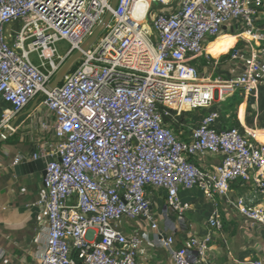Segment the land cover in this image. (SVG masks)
<instances>
[{"label":"built area","instance_id":"obj_1","mask_svg":"<svg viewBox=\"0 0 264 264\" xmlns=\"http://www.w3.org/2000/svg\"><path fill=\"white\" fill-rule=\"evenodd\" d=\"M112 1L0 0V131L37 98L52 119L41 128L53 140L28 157L52 159L40 203L48 232L39 264H142V238L123 233L118 224L140 219L158 230L150 196L158 191L177 212L187 207L180 191L197 189L264 225V209L255 206L264 197V145L227 126L216 107L228 96L264 84V29L258 27L264 0H182L175 12L160 13L151 23L152 5L168 0H148L143 17L134 14L140 0H119L103 36L48 92ZM14 22L19 29L7 35ZM233 22L258 42V50L234 53L244 61L236 77L202 82L194 59ZM60 43L68 46L63 53ZM198 111L208 113L181 140L172 120ZM207 154L220 155L222 161L215 168L193 161ZM24 160L19 156L14 164ZM236 181L251 190L231 202L230 187ZM209 225L222 228L216 212ZM174 243L173 236L161 240L171 250L172 264H212L206 258L209 236L190 238L176 249Z\"/></svg>","mask_w":264,"mask_h":264},{"label":"crops","instance_id":"obj_2","mask_svg":"<svg viewBox=\"0 0 264 264\" xmlns=\"http://www.w3.org/2000/svg\"><path fill=\"white\" fill-rule=\"evenodd\" d=\"M181 3L182 0H168L165 5L153 4L148 22L151 23L160 13L175 12ZM16 24L14 22L6 28L7 35L14 34ZM246 35L242 25L233 22L222 29L220 36L208 40L204 53L193 61L202 82L225 83L242 72L244 61L234 58V53L249 54L258 50V42ZM234 95L237 104L232 108H229V99L233 95L216 105L223 111L225 124L235 125L242 133L255 137L264 145V84L254 91ZM34 101L22 113L12 116L0 131L1 136L20 117L12 134L0 145V264H39L46 246L48 224L40 203L46 194L44 172L47 158L39 159L42 163L38 167L34 164L36 161L28 157L53 137L41 128L42 123L49 124L48 112L43 107L38 105L31 114L24 115ZM206 113L182 114L172 120L171 128L178 138L187 140L191 127L199 120L194 122L193 115L201 118ZM19 156L26 160L15 165ZM193 161L200 167L215 168L222 156L207 154ZM230 190L231 202H235L249 193L251 187L236 181ZM150 196L158 230H153L150 223L140 219L118 224L123 233L142 238L139 251L142 264H172L171 250L161 244V240L171 236L175 239L173 249L182 247L190 238L209 236L206 258L212 264H250L253 260L264 263V225L259 226L246 218L234 204L218 197L209 200L197 189L181 190L180 199L187 207L177 212L167 206L164 192H153ZM255 206L264 209V197L256 200ZM214 212L222 223L220 230L209 225Z\"/></svg>","mask_w":264,"mask_h":264},{"label":"water","instance_id":"obj_3","mask_svg":"<svg viewBox=\"0 0 264 264\" xmlns=\"http://www.w3.org/2000/svg\"><path fill=\"white\" fill-rule=\"evenodd\" d=\"M119 0H113L111 3V10L108 11L104 19L100 22L98 27L95 29L93 34L84 42V44L81 46V49L74 53L72 56L69 57V59L64 63V65L60 68V70L57 72L56 76L52 80V82L47 86V91L52 92L54 89H56L65 79V77L78 65V63L83 59V55L85 52H87L99 39L102 33L105 32L108 24L110 23L112 16H113V10H115ZM155 41V39H153ZM40 98H37L33 104L30 106V108L24 113V115L31 114L39 105ZM20 117H18L19 119ZM17 119V120H18ZM13 122L9 128L4 130L2 135L0 136V145L12 134L16 122ZM52 159L48 158L45 160V165L47 166L48 163H50ZM42 160L36 161L35 165H41ZM44 167V166H43ZM46 169V168H45ZM46 171L44 172V174Z\"/></svg>","mask_w":264,"mask_h":264},{"label":"rangeland","instance_id":"obj_4","mask_svg":"<svg viewBox=\"0 0 264 264\" xmlns=\"http://www.w3.org/2000/svg\"><path fill=\"white\" fill-rule=\"evenodd\" d=\"M263 18V19H262ZM264 17H262V15H260V21L258 22V27L260 28V29H264ZM262 25H263V27H262ZM19 26H20V23L19 24H16L15 25V30L14 31H17L18 29H19ZM101 36H103V33L101 34ZM246 37L248 38V35H246ZM262 45V44H261ZM260 45V46H261ZM259 46V45H258ZM257 46V47H258ZM58 48H59V50L63 53V52H65L66 50H67V48H68V46H67V44L66 43H60L59 45H58ZM48 114V121H49V124L51 123V120L52 119H50L51 118V116L49 115V113H47ZM50 119V120H49ZM198 119H200V116H197V115H193V120H194V122H196ZM232 126H235V125H232ZM162 211V210H161ZM160 211V212H161Z\"/></svg>","mask_w":264,"mask_h":264},{"label":"bare ground","instance_id":"obj_5","mask_svg":"<svg viewBox=\"0 0 264 264\" xmlns=\"http://www.w3.org/2000/svg\"><path fill=\"white\" fill-rule=\"evenodd\" d=\"M149 4H150V2L148 0H140L137 3L136 7H135L134 14L135 15H141L142 17L145 16L146 15V12H147V10H148V8L150 6ZM140 22L145 25L146 24L145 18H141ZM248 38H252V37H250L248 35ZM253 40L256 41L255 39H253Z\"/></svg>","mask_w":264,"mask_h":264},{"label":"trees","instance_id":"obj_6","mask_svg":"<svg viewBox=\"0 0 264 264\" xmlns=\"http://www.w3.org/2000/svg\"><path fill=\"white\" fill-rule=\"evenodd\" d=\"M263 25H262V27H263ZM229 101H230L229 108H232L234 105L237 104L236 95L231 96L230 99H229ZM232 117H234V115H232Z\"/></svg>","mask_w":264,"mask_h":264}]
</instances>
